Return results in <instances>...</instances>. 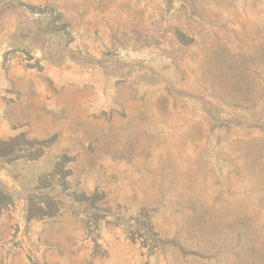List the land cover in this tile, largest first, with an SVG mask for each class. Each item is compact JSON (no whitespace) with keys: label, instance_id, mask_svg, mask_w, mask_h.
<instances>
[{"label":"rangeland","instance_id":"obj_1","mask_svg":"<svg viewBox=\"0 0 264 264\" xmlns=\"http://www.w3.org/2000/svg\"><path fill=\"white\" fill-rule=\"evenodd\" d=\"M0 264H264V0H0Z\"/></svg>","mask_w":264,"mask_h":264}]
</instances>
